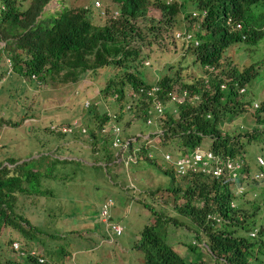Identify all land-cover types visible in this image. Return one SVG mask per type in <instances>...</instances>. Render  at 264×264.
I'll list each match as a JSON object with an SVG mask.
<instances>
[{"label": "clouds", "instance_id": "obj_1", "mask_svg": "<svg viewBox=\"0 0 264 264\" xmlns=\"http://www.w3.org/2000/svg\"><path fill=\"white\" fill-rule=\"evenodd\" d=\"M81 1L74 0L76 10H83L94 27L104 28L98 46L115 44L110 36L115 33L116 37V28L129 32L128 44L111 54L116 63L124 59L123 51H136L125 65L104 66L93 75L84 73L82 81L84 74L70 81L75 83L71 93L82 103L79 114L69 117L67 124L49 125L62 145L75 141V151L63 159L86 151L93 161H83L107 173L113 196L102 201L99 221L115 238L125 227L118 218V206L130 208L139 203L140 210L147 209V223L138 231L139 243L129 248L142 255L139 264H149L145 250L150 243L145 235L154 228L166 240L168 224L185 226L179 218L195 224L191 242L200 250L199 264H239L243 260L245 264H264V145H259L264 143V0H135L134 11L125 2L111 0L115 7H109L107 2L100 6L101 0H86L87 5ZM92 9L104 16L103 25L92 20ZM49 14L37 16L36 21L46 23ZM220 33L228 43L224 48L216 39ZM230 47L242 49L247 60L241 61ZM6 61L9 73L13 70ZM110 68L114 74L104 82V73ZM135 74L139 82L133 81ZM202 89L215 99L212 107ZM104 97H113L116 109ZM92 98L97 99L92 102ZM249 110L254 119L250 125L242 121ZM239 116L240 121L234 120ZM208 121L214 123L212 128L206 126ZM62 135L71 138L65 141ZM251 145L256 148L254 156L249 155ZM147 169L162 170L171 175V182L159 186L141 183L137 172ZM64 185L72 186L67 181ZM77 193L78 189L68 191L67 198ZM45 197L46 207L60 209L66 222L73 217L70 213L79 212L73 209L72 198L56 196L62 206L58 208L51 203L55 196ZM79 202L81 207L87 203ZM188 203L195 211L203 210L199 212H203L204 226L197 225ZM169 209L175 213L167 214ZM54 211L47 215L48 227L59 242L71 241L62 233L67 234L68 227L62 225L59 215L54 217ZM66 211L70 215H64ZM88 218L93 222L90 216H81L84 221ZM203 232L207 239L202 238ZM9 240L0 244V250L12 249L10 255L17 261L35 255V250L28 254L14 236ZM139 245L142 251L136 250ZM193 253L188 250L183 256L189 264ZM35 257V264H55L45 256Z\"/></svg>", "mask_w": 264, "mask_h": 264}, {"label": "rangeland", "instance_id": "obj_2", "mask_svg": "<svg viewBox=\"0 0 264 264\" xmlns=\"http://www.w3.org/2000/svg\"><path fill=\"white\" fill-rule=\"evenodd\" d=\"M23 2L24 8L30 4L29 0H23ZM83 2L87 5L86 0L80 3ZM99 2L100 6H102L103 2ZM106 2L109 7H115L111 0H105L104 4ZM62 3L61 0H51L43 6L40 12L41 14L52 13L60 9ZM77 3L75 2V5ZM41 14H38L37 18H41L43 16ZM152 14L157 13L152 11ZM91 15L94 22L100 25L104 24L105 18L99 10L92 9ZM3 45L4 42L0 41V46ZM247 45L251 46L252 43H247ZM229 49L236 52V56H240L241 61L247 60L248 55L242 52V49L237 47H230ZM6 66L9 71V65L6 64ZM162 73L160 72V74ZM113 74L114 69H106L104 82L112 77ZM85 78L84 74L80 81ZM262 80L264 81V78ZM70 81L72 79L65 82L59 78H48L44 81L35 80L34 83H31L27 78L21 77L13 73V71L9 73L6 71L5 75L0 79V163L1 165L8 163V158L19 160V162L31 158L34 160L27 161V164L30 167L32 166L34 170L38 166L39 169L44 170L46 165L51 163L54 165L52 170L55 176L53 177L54 180L52 177L41 179L43 186L46 187L45 185L52 183V189L64 199H74L71 202L73 209L79 210L76 214L70 213L73 217H70L67 222L63 216L58 217V219H61L62 225L69 229L67 234L65 232L62 233L66 236L69 235L71 239L69 243L64 244L69 255H71V264H139V260L142 263V255H136L135 251L129 248L139 243L141 233H138V231L147 223V214H149L147 209L143 208V211L140 210L141 205L139 203L133 204L130 208L118 206L117 208L120 210L118 218L123 221L125 227L121 235L115 238L111 237L106 226L99 221L102 201L107 197L113 196L109 190L110 181L107 173L100 166L87 164L92 162L93 159L87 156L86 151L79 150V153H72L73 157L68 159L67 162H62L59 159L71 155V151H75L76 147L75 141L62 145L58 137L49 130L51 123L62 122L75 113L74 105L79 100L75 99V96L71 93L75 83ZM96 99L92 98L91 100L94 102ZM110 99L112 107L116 109L113 97ZM110 99L109 97H104L106 102H110ZM247 115V119L242 121L250 125L253 123L252 120H254L250 110ZM85 120L90 121L88 118H85ZM234 120L240 121L241 118L239 116ZM15 122H18V125H13ZM86 125L90 127L88 122ZM92 128L91 126L90 129ZM62 137L65 141L71 138L70 135H62ZM86 145L87 143H84V147ZM259 145L263 146L264 143H259ZM60 146L62 147L60 148ZM248 151L250 156H254L256 153L255 146H248ZM37 159H39L40 163L33 162ZM83 160L88 162L85 163ZM9 165L13 166L12 164ZM61 172L72 177V179L65 178ZM137 175L141 183L148 182L154 186L166 185L171 182V175L165 174L162 170L147 169L137 172ZM66 181L72 184L71 189H78V193L69 198H67L64 188ZM31 197L33 196H25L22 199L25 217L39 226L43 232L52 233L53 231L47 227V215L54 210L46 207L48 202L44 195L35 196L34 202H31ZM79 201L87 203L81 207ZM51 203L58 206V208L62 207L56 202V197L52 199ZM64 208L65 210L73 211L70 208ZM173 210L169 209L167 214L175 213ZM69 211H66L64 215H70ZM54 213L59 214L56 211ZM81 216H90L94 223L90 218L87 221L82 220ZM179 220H182L185 226L168 224L166 231V236L168 237H174L175 233L176 236L179 235L175 247L187 242L186 239H190L189 234L193 236L195 233L193 229L195 224L191 219L179 218ZM71 225L75 229H70ZM4 229L7 231L10 228L5 227ZM15 236L20 237L19 232L15 231ZM202 238L207 239L205 232L202 233ZM100 239H102V242H100ZM109 240L112 241L109 242ZM62 242L63 240L59 243L62 244ZM175 242L176 238L172 239L170 244L172 245ZM33 246L34 241H32ZM136 250L142 251L141 246L139 245ZM4 251L6 249L0 250L1 260H3L1 256L4 255Z\"/></svg>", "mask_w": 264, "mask_h": 264}, {"label": "trees", "instance_id": "obj_3", "mask_svg": "<svg viewBox=\"0 0 264 264\" xmlns=\"http://www.w3.org/2000/svg\"><path fill=\"white\" fill-rule=\"evenodd\" d=\"M46 1L48 0H29L30 4L24 8L22 0H0V41L4 42V45L0 46V79L7 71L6 59L9 60L13 73L34 83L35 80L44 81L48 78H59L65 82L70 79L77 80L84 73L87 76L93 75L95 70L104 66L117 65V63L125 65L128 57L136 56V51L125 50L123 51L124 59L116 63L111 54H116L124 45L128 44L129 32L127 35L126 30L123 32L116 28V37L115 33L110 36L116 40V43L109 47L98 46L97 40L103 33L105 34L104 28L100 30V28L94 27L90 21H86V13L83 10L81 13L76 10L78 5H75L74 0H63L61 9L46 16V23H43L42 20L36 21V17ZM101 1L104 3L105 0ZM113 1L125 2L130 11H134L138 6L135 0ZM78 10L80 9L78 8ZM82 23H84L83 26ZM111 28L107 29V33H110L109 29ZM131 30L132 27L128 29L130 32ZM216 39L220 48H224L228 44L223 33H220ZM133 81L139 82V77L136 74L133 76ZM202 93L204 96L211 95L206 89H202ZM221 96L226 97V94L221 92ZM206 100H212L210 104L212 107L215 99L208 96ZM81 107L82 103L75 102V113L70 118L78 115ZM67 122L66 119L62 121V124H67ZM13 125H18V122ZM206 126L212 128L214 123L208 121ZM32 160L34 159L30 158L19 162V160L8 158V164L1 165L0 163V244H8L9 238L14 236L15 239L22 242L24 250L28 254L30 250H35V255L25 256L24 259L19 257L18 260H23L19 262L16 256L10 255L12 249H8L3 253L9 257L1 256L3 260L0 258V264H35L37 261L35 256H45L55 264H68L70 255L67 254L68 250L64 244L69 241L63 239L60 244L53 233L43 232L23 213L22 199L25 196H33L30 199L31 202H34L37 195L55 197L60 195L50 189L52 184L45 185L48 187L46 188L41 182L43 178L55 177L52 171L54 165L52 163L46 165L44 170L39 169L38 166L34 170L27 164V161ZM67 161L68 159H62V162ZM33 162L40 163L39 159ZM65 190L68 196V191L74 193L77 189L73 190L67 186ZM188 207L193 211L192 215L196 218L197 225L204 226V221L200 218L203 212H199L203 210L195 211L190 203H188ZM20 209L21 211H19ZM56 212L61 214L60 209ZM59 214L53 212L54 217ZM180 223L183 224V222ZM8 226L10 229L1 231L3 227ZM203 229L205 228L203 227ZM153 230L154 228L145 235L150 243V247L145 250V258L149 264H189L183 257L188 250L194 252L191 264H199L201 254L199 248L191 242L192 235L188 233L190 239L184 237L187 241L184 243L187 248H182L180 245L175 247L179 236L169 237L166 241L165 235L163 237ZM15 231L19 232L20 237L15 236ZM174 238H176V242L171 245L170 241ZM32 241H34L33 247ZM239 264H245V261L243 260Z\"/></svg>", "mask_w": 264, "mask_h": 264}, {"label": "built area", "instance_id": "obj_4", "mask_svg": "<svg viewBox=\"0 0 264 264\" xmlns=\"http://www.w3.org/2000/svg\"><path fill=\"white\" fill-rule=\"evenodd\" d=\"M14 245L16 246V244L14 243Z\"/></svg>", "mask_w": 264, "mask_h": 264}]
</instances>
